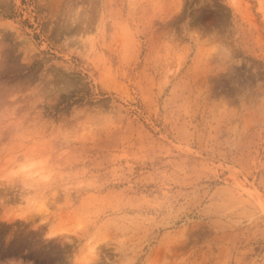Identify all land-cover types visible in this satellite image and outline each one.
Instances as JSON below:
<instances>
[{"label": "rangeland", "instance_id": "1", "mask_svg": "<svg viewBox=\"0 0 264 264\" xmlns=\"http://www.w3.org/2000/svg\"><path fill=\"white\" fill-rule=\"evenodd\" d=\"M0 264H264V0H0Z\"/></svg>", "mask_w": 264, "mask_h": 264}, {"label": "snow or ice", "instance_id": "2", "mask_svg": "<svg viewBox=\"0 0 264 264\" xmlns=\"http://www.w3.org/2000/svg\"><path fill=\"white\" fill-rule=\"evenodd\" d=\"M226 55L233 56V55H235V53L232 52L231 50H226Z\"/></svg>", "mask_w": 264, "mask_h": 264}]
</instances>
